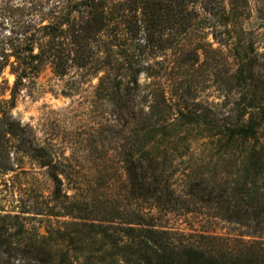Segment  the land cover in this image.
Returning <instances> with one entry per match:
<instances>
[{
	"label": "rangeland",
	"instance_id": "obj_1",
	"mask_svg": "<svg viewBox=\"0 0 264 264\" xmlns=\"http://www.w3.org/2000/svg\"><path fill=\"white\" fill-rule=\"evenodd\" d=\"M59 1L0 0V44L23 38L29 22L51 21ZM76 1L67 0L64 12ZM249 2L250 18L243 28L254 43L256 70L264 80V19L255 0ZM145 37L140 32L133 41L141 69L137 102L146 111L159 105L166 117L181 108L204 122L187 127L175 144L158 143V135L144 143L155 154L165 148L169 155L170 149L177 151L162 178L156 176L160 183L154 179L153 186L146 182L145 189L134 188L126 159L132 154L138 159L140 133L107 102L104 88L110 82L98 89L107 73L72 68L61 76L54 65L44 64L37 78L19 88L16 106L7 115L24 128V143L10 134L0 136V226L5 231L0 264H57L62 252L75 264H107L112 251L107 252L110 245L99 226L130 242L125 232L140 228L141 222L209 249L264 244V227L249 228L223 214L234 206L231 188L243 158V145L231 146L215 136L237 118V65L231 48L214 42L207 30L156 31L149 41ZM5 48L8 55L12 47L7 43ZM14 61L9 58L0 73V103L11 98ZM260 134L264 142V126ZM53 175L61 180L59 192ZM148 190H158L172 203L158 205ZM42 239L55 252L40 248Z\"/></svg>",
	"mask_w": 264,
	"mask_h": 264
},
{
	"label": "trees",
	"instance_id": "obj_2",
	"mask_svg": "<svg viewBox=\"0 0 264 264\" xmlns=\"http://www.w3.org/2000/svg\"><path fill=\"white\" fill-rule=\"evenodd\" d=\"M66 1H59L51 21L29 22L23 38L12 39V44H0V73L8 66L9 58L15 57L10 67L16 78L10 88L11 98L0 103L3 115L0 136L10 134L24 143V128L7 115L16 106L19 88L37 78L44 64L54 65L61 76L72 68L104 70L107 75L100 79L98 89L104 88L105 80L110 82L109 87L104 88L108 90L107 102L121 120L135 126L140 133L138 159L134 160L133 154L126 159L130 163L127 175L132 187L145 189L146 182L148 186L155 184L154 179L160 183L156 176L165 172L176 149H170L172 155L166 148L155 154L145 149L144 143L159 136L158 143L175 144L187 127L201 126L204 120L181 108L177 114L166 117L158 110L159 105L146 111L145 106L137 102L141 69L135 61L133 51L138 48L133 41L140 32L149 41L156 31L187 34L195 29L207 30L214 42L231 48L237 65L234 73L239 95L237 118L215 135L221 138L220 142L231 146L243 145V158L231 188L234 206H229L223 214L227 220L249 228L264 227V142L260 134L264 126V80L256 70L258 58L254 43L246 37L243 28V23L250 18L249 0H78L69 12H64L62 6ZM255 2L258 16L264 19V0ZM7 43L12 47L8 55ZM111 73H116L113 80ZM160 176L162 178L163 174ZM53 178L59 192L61 180L56 175ZM152 190H148L149 195L158 205L172 203L167 195L158 196L159 191ZM213 196L210 194L211 198ZM137 225L140 228H128L124 234L130 242L116 239L106 227L99 226L103 240L110 245L107 252L112 251L113 260H106L107 264H264V244L253 243L238 250L209 249L188 240L170 238L169 232L151 224ZM4 234L0 226V248L5 243ZM46 242L42 239L40 248L55 252L48 249ZM56 261L57 264H75L68 252H62Z\"/></svg>",
	"mask_w": 264,
	"mask_h": 264
}]
</instances>
